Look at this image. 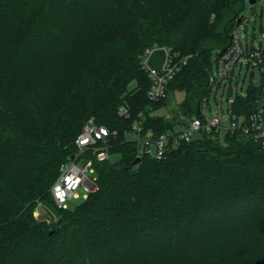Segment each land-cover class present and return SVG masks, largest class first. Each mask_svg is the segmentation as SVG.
<instances>
[{
	"label": "trees",
	"instance_id": "16d2710c",
	"mask_svg": "<svg viewBox=\"0 0 264 264\" xmlns=\"http://www.w3.org/2000/svg\"><path fill=\"white\" fill-rule=\"evenodd\" d=\"M242 8L243 0H0V264H264L263 145L211 131L136 163L129 138L135 122L159 135L197 116ZM153 45L186 59L159 101L140 63ZM260 92L236 95L235 110L251 113ZM122 104L130 117L119 115ZM170 104V116L154 114ZM90 118L116 132L109 144L119 158L95 161L98 188L58 208L52 185ZM39 202L59 220H35Z\"/></svg>",
	"mask_w": 264,
	"mask_h": 264
},
{
	"label": "built area",
	"instance_id": "2783aa9c",
	"mask_svg": "<svg viewBox=\"0 0 264 264\" xmlns=\"http://www.w3.org/2000/svg\"><path fill=\"white\" fill-rule=\"evenodd\" d=\"M157 49H164L166 52V58L160 70H156L150 64L151 55ZM245 60L247 65L258 66L262 73L261 92L251 113L240 112V107L235 110L234 98L228 101V125H223L220 117L208 116L204 112L207 102L201 106V116L183 119L181 129L173 128L159 135H154L151 131L143 134L142 122H135L132 127L137 141V158L142 159L147 156L162 159L166 157L171 148L177 147L182 142H191L204 132L211 131L225 130L231 133H241L264 146V46L260 45L256 48L252 43L250 44L248 39L244 43L241 31L235 27L232 30L231 43L227 50L217 56L216 70H213L210 82L213 88L219 87L225 79L232 75L235 65L239 61L243 64ZM140 63L152 83L148 96L152 100L159 101L167 97V84L186 63V59L178 60V54L174 53L171 48L153 45L142 52ZM238 94L237 91L235 95ZM118 113L125 118L131 115L130 108L125 104L120 105ZM115 133L107 126L97 124L93 119L84 125L75 140L78 152L60 166L59 175L52 185L51 194L56 207L67 208L70 201L84 199L98 188L94 162L110 159L109 140ZM88 153L91 156H87ZM39 207L44 209L46 205L40 202ZM35 211L34 215L37 216L38 212Z\"/></svg>",
	"mask_w": 264,
	"mask_h": 264
},
{
	"label": "rangeland",
	"instance_id": "374dc122",
	"mask_svg": "<svg viewBox=\"0 0 264 264\" xmlns=\"http://www.w3.org/2000/svg\"><path fill=\"white\" fill-rule=\"evenodd\" d=\"M240 16L243 17L241 23L236 24V28L241 31V37L244 43L249 40L250 44L252 43L256 48L260 45L264 46V0H258L257 3H250L249 0H243V8L240 11ZM213 60L217 56V49H213ZM245 59V58H244ZM216 70V65L214 66V71ZM262 81V73L258 66L247 65V61L242 64L239 61L235 67L232 75L225 79L219 87H214L211 95L207 101V107L204 109V112L208 116H218L222 120L223 125H228L229 119V109L228 101L229 99H234L236 97L235 93L238 91L240 96H246L250 86H259ZM184 98V93L180 91L175 92V99L177 102H181ZM171 104L164 106L163 108L154 112V114H165L167 116L171 115L172 110ZM93 119L90 118L88 122ZM87 122V123H88ZM86 123V124H87ZM85 124V125H86ZM183 124H176L175 129H181ZM222 134L226 133L225 130L221 131ZM136 135L130 133L129 138L135 139ZM119 158V154H112L110 159L111 161H116ZM82 201L80 199H74L69 202V206H73ZM40 203V202H39ZM39 203L36 206V211L38 215H34L35 220L38 222H44L48 225L55 223L59 220L57 212L51 204L48 205L52 209L45 207L40 208ZM42 203V202H41ZM35 211V212H36Z\"/></svg>",
	"mask_w": 264,
	"mask_h": 264
},
{
	"label": "water",
	"instance_id": "95a60500",
	"mask_svg": "<svg viewBox=\"0 0 264 264\" xmlns=\"http://www.w3.org/2000/svg\"><path fill=\"white\" fill-rule=\"evenodd\" d=\"M250 3L254 4V3H257L258 0H249ZM239 12L236 11L235 14L233 15V19L236 18L238 16ZM243 20V17L242 16H239L237 18V24L241 23ZM229 45L223 47L220 49V54H222L223 52H225L227 50ZM165 58H166V52L164 49H157L156 51H154V53L151 55V58H150V64L152 65V67H154L156 70H160L164 64V61H165ZM171 104L172 106L174 107V110H173V113H174V117H175V120H176V123H179L182 118H183V115L178 111V109L176 108V100L173 98L171 100ZM202 115V111H201V105H199L198 107V110H197V116H201ZM74 156L72 155V158ZM141 161V158H137L136 159V163L140 162Z\"/></svg>",
	"mask_w": 264,
	"mask_h": 264
}]
</instances>
